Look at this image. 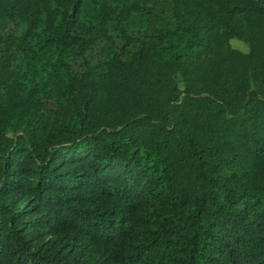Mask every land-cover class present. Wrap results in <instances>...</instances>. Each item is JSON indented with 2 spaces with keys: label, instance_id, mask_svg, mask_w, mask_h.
I'll return each mask as SVG.
<instances>
[{
  "label": "trees",
  "instance_id": "obj_1",
  "mask_svg": "<svg viewBox=\"0 0 264 264\" xmlns=\"http://www.w3.org/2000/svg\"><path fill=\"white\" fill-rule=\"evenodd\" d=\"M0 264H264V0H0Z\"/></svg>",
  "mask_w": 264,
  "mask_h": 264
},
{
  "label": "rangeland",
  "instance_id": "obj_2",
  "mask_svg": "<svg viewBox=\"0 0 264 264\" xmlns=\"http://www.w3.org/2000/svg\"><path fill=\"white\" fill-rule=\"evenodd\" d=\"M234 44L244 49L247 48V46L243 44L242 42H240L239 40H234Z\"/></svg>",
  "mask_w": 264,
  "mask_h": 264
}]
</instances>
